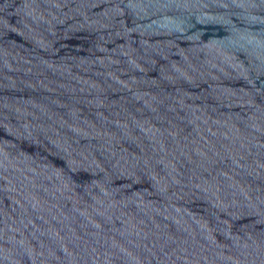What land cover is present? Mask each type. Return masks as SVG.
I'll return each instance as SVG.
<instances>
[{"label":"water","instance_id":"water-1","mask_svg":"<svg viewBox=\"0 0 264 264\" xmlns=\"http://www.w3.org/2000/svg\"><path fill=\"white\" fill-rule=\"evenodd\" d=\"M0 264H264V0H0Z\"/></svg>","mask_w":264,"mask_h":264}]
</instances>
